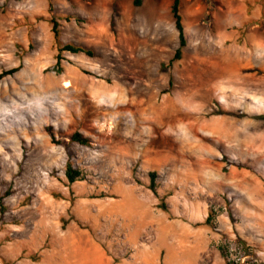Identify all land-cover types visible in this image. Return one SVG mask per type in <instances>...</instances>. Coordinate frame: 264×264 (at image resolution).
<instances>
[{"label": "rangeland", "instance_id": "obj_1", "mask_svg": "<svg viewBox=\"0 0 264 264\" xmlns=\"http://www.w3.org/2000/svg\"><path fill=\"white\" fill-rule=\"evenodd\" d=\"M135 1L0 0V264H264V0Z\"/></svg>", "mask_w": 264, "mask_h": 264}, {"label": "trees", "instance_id": "obj_2", "mask_svg": "<svg viewBox=\"0 0 264 264\" xmlns=\"http://www.w3.org/2000/svg\"><path fill=\"white\" fill-rule=\"evenodd\" d=\"M139 5H140V0H136L135 6H139ZM179 5H180V0H175L174 5L172 7V14H173V18L175 20L176 30L178 32L179 47H178L173 59L171 60V64H173L176 61H179L181 59L182 51L186 47V38H185L184 28H183V24H182V17L179 13ZM56 27L57 26L55 24L53 27V33L55 35H57ZM60 52H67V53H71L73 55L85 54L89 57H93V53L91 51L85 50L83 48L75 47V46H70V45H67V46H64L63 48H61ZM58 59H60V56L58 57ZM18 71H19V69H14V70H11L9 72H5V73L0 75V80L4 79L5 77L14 75ZM242 117H244V116H242ZM255 119L258 121L264 122V116H258ZM47 132L50 134V137H51L54 144H56V143H58V145L64 144L63 142H56L55 136L50 132V130H47ZM70 140H71V142L80 144L82 146H89L91 143V141L88 138H85L82 134H79V133L74 134ZM66 177H67V180L70 184H74L78 181H81L80 180V178H81L80 173L77 171H74L70 165L67 166ZM150 179H151V184H150L149 190L152 191V193L155 196H158L156 186H155V175L151 174ZM159 208L163 212H168V207L166 204H161L159 206ZM213 217H214V213H213V211H211L210 215L208 216V218H207V220L203 226L204 227L205 226L206 227L213 226V224H212Z\"/></svg>", "mask_w": 264, "mask_h": 264}, {"label": "crops", "instance_id": "obj_3", "mask_svg": "<svg viewBox=\"0 0 264 264\" xmlns=\"http://www.w3.org/2000/svg\"><path fill=\"white\" fill-rule=\"evenodd\" d=\"M201 229L203 230V232L200 233L199 236H201V239H203L202 237H203L204 235H207V233H208V231H209L210 229H209L208 227H203V228H201ZM236 234H237V233H236ZM228 235H230V234L228 233ZM237 236L239 237L238 234H237ZM199 241H201V240H199ZM201 242H202V241H201ZM203 249H205V247H203ZM77 252H78V251H77ZM201 256H202V255H201ZM201 256L198 258L199 260L202 259ZM202 257H203V256H202ZM100 260H101V255L98 254V257L94 258L93 264H97V262H99ZM215 260H217L218 264H225L224 261H223V259H222V257H221V255H220L219 253L216 254V256H215ZM69 264H80V263H78V262H72V263H69ZM81 264H86V263L84 262V263H81ZM197 264H200L199 261H198Z\"/></svg>", "mask_w": 264, "mask_h": 264}, {"label": "bare ground", "instance_id": "obj_4", "mask_svg": "<svg viewBox=\"0 0 264 264\" xmlns=\"http://www.w3.org/2000/svg\"><path fill=\"white\" fill-rule=\"evenodd\" d=\"M212 83H213V82H212ZM223 94H224V95H227V96H231V95H229V94H230L229 91H226V90H224ZM104 96H106V97H110V98L112 97V96H111V92H109V91H105ZM125 106H126V105H125ZM115 109H116V108H115ZM144 112H145V115H146V113L148 112V109H147V110L145 109ZM152 112H153V111H152ZM118 119H119V118H118ZM131 119H132V118H131Z\"/></svg>", "mask_w": 264, "mask_h": 264}]
</instances>
